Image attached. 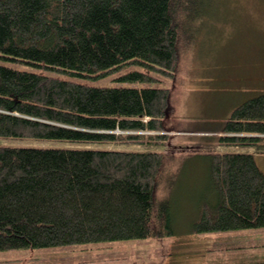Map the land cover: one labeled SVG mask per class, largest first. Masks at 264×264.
<instances>
[{
    "label": "trees",
    "instance_id": "obj_1",
    "mask_svg": "<svg viewBox=\"0 0 264 264\" xmlns=\"http://www.w3.org/2000/svg\"><path fill=\"white\" fill-rule=\"evenodd\" d=\"M189 0H0V139L79 145L0 144V249L148 239L172 233L159 194L169 136L170 88L95 86L6 64L76 75L129 61L173 76L176 10ZM218 144L264 138V92L236 106ZM112 145L97 148L83 145ZM215 204L199 232L264 227V172L250 152L208 155ZM232 264H264L261 262Z\"/></svg>",
    "mask_w": 264,
    "mask_h": 264
},
{
    "label": "rangeland",
    "instance_id": "obj_2",
    "mask_svg": "<svg viewBox=\"0 0 264 264\" xmlns=\"http://www.w3.org/2000/svg\"><path fill=\"white\" fill-rule=\"evenodd\" d=\"M176 10L179 63L173 76L129 61L104 73L51 72L44 66L6 64L95 86L170 88L165 143L114 145L165 153L159 194L172 203L173 230L148 239L0 249V264H232L264 261V227L199 232L195 223L215 204L208 155L239 151L254 155L264 172V138L258 144H218L233 109L264 92V0H189ZM264 136V134H260ZM0 144L79 145L58 141L0 139ZM113 147L112 145H83ZM105 146V147H103Z\"/></svg>",
    "mask_w": 264,
    "mask_h": 264
}]
</instances>
